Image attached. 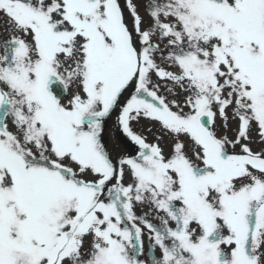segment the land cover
I'll use <instances>...</instances> for the list:
<instances>
[{
  "label": "snow or ice",
  "instance_id": "snow-or-ice-1",
  "mask_svg": "<svg viewBox=\"0 0 264 264\" xmlns=\"http://www.w3.org/2000/svg\"><path fill=\"white\" fill-rule=\"evenodd\" d=\"M0 264H264V0H0Z\"/></svg>",
  "mask_w": 264,
  "mask_h": 264
}]
</instances>
